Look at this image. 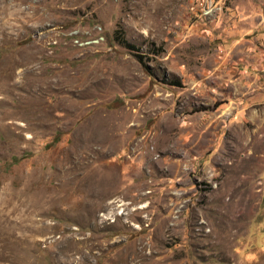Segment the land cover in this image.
<instances>
[{"label":"rangeland","instance_id":"374dc122","mask_svg":"<svg viewBox=\"0 0 264 264\" xmlns=\"http://www.w3.org/2000/svg\"><path fill=\"white\" fill-rule=\"evenodd\" d=\"M0 264H264V0H0Z\"/></svg>","mask_w":264,"mask_h":264},{"label":"trees","instance_id":"16d2710c","mask_svg":"<svg viewBox=\"0 0 264 264\" xmlns=\"http://www.w3.org/2000/svg\"><path fill=\"white\" fill-rule=\"evenodd\" d=\"M217 105H218V104H217V103H215L213 107H216ZM204 109H206V108H204Z\"/></svg>","mask_w":264,"mask_h":264},{"label":"crops","instance_id":"0c3cea01","mask_svg":"<svg viewBox=\"0 0 264 264\" xmlns=\"http://www.w3.org/2000/svg\"><path fill=\"white\" fill-rule=\"evenodd\" d=\"M260 19H263V18H260Z\"/></svg>","mask_w":264,"mask_h":264}]
</instances>
